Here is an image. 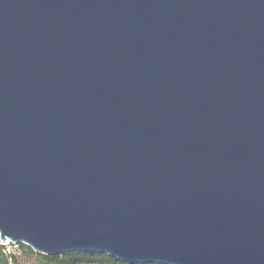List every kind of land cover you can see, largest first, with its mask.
<instances>
[{
	"label": "water",
	"instance_id": "water-1",
	"mask_svg": "<svg viewBox=\"0 0 264 264\" xmlns=\"http://www.w3.org/2000/svg\"><path fill=\"white\" fill-rule=\"evenodd\" d=\"M0 239L264 264V0H0Z\"/></svg>",
	"mask_w": 264,
	"mask_h": 264
},
{
	"label": "trees",
	"instance_id": "trees-1",
	"mask_svg": "<svg viewBox=\"0 0 264 264\" xmlns=\"http://www.w3.org/2000/svg\"><path fill=\"white\" fill-rule=\"evenodd\" d=\"M14 245L13 243H10ZM18 247L28 258L36 260L37 264H130L116 259L106 253L96 251H73L63 254L45 255L35 252L30 246L20 243ZM0 264H25L15 249H10L6 243L0 242ZM134 264H166L159 262H137Z\"/></svg>",
	"mask_w": 264,
	"mask_h": 264
},
{
	"label": "rangeland",
	"instance_id": "rangeland-1",
	"mask_svg": "<svg viewBox=\"0 0 264 264\" xmlns=\"http://www.w3.org/2000/svg\"><path fill=\"white\" fill-rule=\"evenodd\" d=\"M3 243H4V242H3ZM6 243H7L8 247H9L10 249H15V250L18 252V254L21 255L22 260L25 262V264H37V262H36L35 259H33V258H28V257H26V256L23 254V251L18 247L19 244L11 245L10 243H12V242H6Z\"/></svg>",
	"mask_w": 264,
	"mask_h": 264
},
{
	"label": "built area",
	"instance_id": "built-area-1",
	"mask_svg": "<svg viewBox=\"0 0 264 264\" xmlns=\"http://www.w3.org/2000/svg\"><path fill=\"white\" fill-rule=\"evenodd\" d=\"M0 242L3 243L4 241H2V240L0 239ZM7 242H9V241H7ZM4 243H6V242H4ZM6 244H7V243H6Z\"/></svg>",
	"mask_w": 264,
	"mask_h": 264
}]
</instances>
